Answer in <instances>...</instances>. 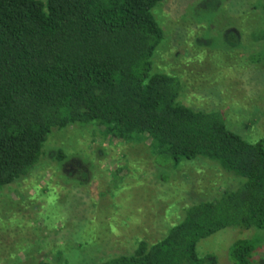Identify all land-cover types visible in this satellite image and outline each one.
<instances>
[{
  "label": "trees",
  "instance_id": "16d2710c",
  "mask_svg": "<svg viewBox=\"0 0 264 264\" xmlns=\"http://www.w3.org/2000/svg\"><path fill=\"white\" fill-rule=\"evenodd\" d=\"M163 1L0 0V191L28 176L49 135L69 126L148 143L160 169L202 160L233 178L215 197L184 206L160 239L96 264H217L198 252L202 239L264 230V137L249 141L219 110L184 104L181 79L154 69L165 41L154 9ZM64 157L57 150L56 160ZM258 243L234 241L231 264H255Z\"/></svg>",
  "mask_w": 264,
  "mask_h": 264
},
{
  "label": "rangeland",
  "instance_id": "374dc122",
  "mask_svg": "<svg viewBox=\"0 0 264 264\" xmlns=\"http://www.w3.org/2000/svg\"><path fill=\"white\" fill-rule=\"evenodd\" d=\"M154 15L165 31L154 69L181 79L183 103L219 110L249 141L264 137V0H164ZM147 144L91 125L51 133L41 162L0 191V264H96L131 254L140 239L163 237L184 206L233 184L202 160L157 168ZM243 238L259 240L253 259L264 264V230H221L197 250L231 264L229 248Z\"/></svg>",
  "mask_w": 264,
  "mask_h": 264
}]
</instances>
